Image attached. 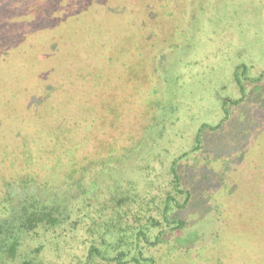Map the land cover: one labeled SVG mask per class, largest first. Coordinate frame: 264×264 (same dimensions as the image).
Segmentation results:
<instances>
[{"label":"rangeland","instance_id":"obj_1","mask_svg":"<svg viewBox=\"0 0 264 264\" xmlns=\"http://www.w3.org/2000/svg\"><path fill=\"white\" fill-rule=\"evenodd\" d=\"M44 27L54 39L43 42L39 30ZM123 37L127 39L121 43ZM26 44L40 49L47 61L44 66L23 61L29 63L21 69L0 64V195L2 176L10 174L11 166L1 163L9 155L2 151L21 145L16 115L20 120L37 108L33 113L42 114L57 82L76 78L65 89L71 84L77 89L78 76L95 71L101 60L85 51L86 44L97 53L134 49L139 60L112 80L119 83H113L110 95L117 94L93 110L108 108L101 115L105 127L100 129V118L89 117L70 135L67 147L79 145L57 160L60 166L36 164L38 150L51 140L42 134L28 138L36 147L31 159L37 178L48 180L51 188L58 183L65 188L80 165L90 167L95 178L100 174L98 181L115 167H129L122 184L133 188L137 203L147 210L145 217L160 220L167 194H176L179 204L184 198L172 188L169 169L176 160L180 188L189 190L190 197L185 207L172 205L167 216L185 225L177 230L166 226L163 242L145 246L144 256H155L156 264H264V0H0V59L11 50L17 49L15 59L20 51L28 53ZM236 71L245 96L232 103L241 97ZM139 75L144 80L137 85ZM125 90L131 100L121 98ZM12 94L25 103L4 104ZM224 101L228 118L218 129L202 127L221 121ZM48 121L43 117L34 123L48 128ZM74 122L70 127L76 129ZM152 126L158 132L147 141ZM87 217L79 211L58 227L38 229L21 255L30 253L36 264H83L91 241ZM90 264L115 263L95 258Z\"/></svg>","mask_w":264,"mask_h":264},{"label":"trees","instance_id":"obj_2","mask_svg":"<svg viewBox=\"0 0 264 264\" xmlns=\"http://www.w3.org/2000/svg\"><path fill=\"white\" fill-rule=\"evenodd\" d=\"M128 12L133 13L130 10ZM44 28L39 30L43 35V42L45 38L46 40L54 39L55 35L50 32L49 27ZM123 39L127 38L123 37L121 43L124 41ZM27 45L22 47L28 53L18 52L17 59L12 58L16 54L17 49L8 51L7 53L10 54L8 56L10 59L8 57L0 59L1 66L4 67L7 63H10L9 65L11 67L21 69L22 67L19 68L20 66L29 63H23V61L28 60H33L30 64L41 62L44 66V60L47 57L40 54V49L33 47V45ZM91 46V44H86L84 47L85 51L88 54L96 56L97 60H101V62L96 66L95 71L92 70L91 74L78 76V80H82L77 89H73L72 84L69 89H65L67 88L66 85L76 78L70 81L67 80L65 83L61 81L57 82V85H59L57 86V90L54 93L51 92L44 100L45 106H49V108L43 107L44 109L40 112L42 114L36 115L33 113V111L39 112L37 108L36 110L30 109L31 111H27V116L22 115L20 120L18 115H16V120L21 122L18 123V126H21L22 129L19 128V132L16 135L20 137L21 145L16 150L2 151V156L8 153L9 155L6 156V159L4 157L1 163L11 166L8 169L10 174L8 176L7 174L2 176L3 190L0 195V264H36L35 258L30 253L22 255L20 253L27 238L38 229L47 231L64 224L70 219L72 214L79 213V211L81 213L85 212L88 216L89 223L87 227L91 237L83 264H90L95 258L115 264H156L155 256H144L143 248L145 246H155L163 242L166 226H169L171 230H177L182 229L185 225L183 220H170L167 216L168 210L172 205L180 208L185 207L190 197L189 190L180 188V177L175 169L176 160L171 163L169 169L172 175V188L174 191L182 193L184 198L182 204H179L176 199V194H167L162 208H160L162 210L158 211L159 214L161 213L160 220L151 215L145 217L147 210H144V207L142 208L141 204L137 203L138 196L133 193V188L122 184V181L125 179L124 177L129 176L131 172L129 167L125 168V166L120 165L118 168L115 167V169L106 170L109 174L106 180L98 181L100 174L99 178H95L90 174V167L80 165L74 171V176L75 173L76 176H73L74 178H72L71 182H67L65 188L61 187L64 183L61 185L58 183L56 186H53L54 188H51L48 185V180L41 181L37 178L40 174L31 159L33 157V148L36 147L29 145L28 138L32 137V134L36 136L42 134L51 140L49 147H46L45 142L44 149L38 150V154L35 155L38 159V161H35L36 164H39V166L43 164H50L52 166L57 164L60 166L61 158L67 154V150H71L72 145H75V148L79 145L78 143L67 147V141H70V135H74L78 127L80 129L82 124L84 125L88 121L89 117L92 120L100 118V129L105 127L101 115L108 108L101 106L100 112H93V110L95 107L105 104L103 100L107 97H113L117 94L114 92V95H110L113 83H119L112 82V80L114 81V78L118 79L119 75L123 76L125 74L129 69V62L139 60V55L136 56V53L133 52L134 49L132 52H128L129 49L122 46L123 50L120 53L119 50L116 51L113 49L110 50L112 52L106 53L107 49L103 48L97 53L95 47ZM109 54L111 55L108 56ZM117 56L122 59L117 58ZM30 67L32 66L30 65ZM239 67H242L245 72V65ZM24 77L22 80L23 82L26 81L28 85L30 81H28L27 75H24ZM234 78L241 94L238 100L232 101V103H237L243 99L245 93L240 78H238L237 71L234 74ZM143 80L144 78L139 75L134 82L139 85ZM128 83L132 82L127 81ZM22 91L28 96L33 94L34 97H37L36 95H38V93L32 90ZM128 92L125 90V94L121 98H130L131 100ZM11 100L18 101L22 105L25 103V100L19 101L20 98L13 94L11 98L7 96L2 102L6 104V102L10 103ZM91 101H94L96 105L93 106ZM226 103L227 101H224L222 104L224 117L221 121L215 126L202 123V127H208L210 130L218 129L229 115L226 109ZM2 109L0 108L1 111ZM45 111L47 114H45ZM91 111L92 114H89ZM3 115H6V111ZM43 117L50 119L47 122L48 128L46 125L37 126V128L36 125L38 123H34V121L40 120ZM56 117L59 119H55ZM160 119L163 120V115L160 116ZM68 121L69 126H67ZM73 121H75L76 129L70 127ZM88 131L91 133L96 130L88 129ZM155 131L157 130L152 126L149 132L150 135L146 134L147 141H150L149 138L152 137V133ZM200 132L201 128L198 130L196 136L197 143L199 142ZM13 143L14 140L11 141L10 145ZM58 159L60 162L57 161ZM17 163L20 164V168L16 171ZM106 163H109V161ZM24 170L25 172L23 173ZM87 172H89L88 175H86ZM96 172L99 171L96 170ZM101 172L103 171L101 170ZM103 188L106 189V192H102ZM79 202H82L87 207L81 205ZM89 206H93V208L90 209L88 208ZM143 217H145L144 220L141 219ZM256 222L259 223V221ZM263 222L264 220L261 223ZM153 227L156 228V232L152 234ZM262 245L264 246V244ZM254 247L256 250L259 248L262 249V247Z\"/></svg>","mask_w":264,"mask_h":264}]
</instances>
